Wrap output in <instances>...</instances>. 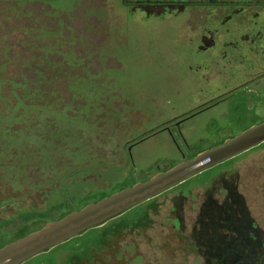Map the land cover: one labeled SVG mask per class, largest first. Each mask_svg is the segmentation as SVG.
Masks as SVG:
<instances>
[{
  "label": "rangeland",
  "instance_id": "rangeland-1",
  "mask_svg": "<svg viewBox=\"0 0 264 264\" xmlns=\"http://www.w3.org/2000/svg\"><path fill=\"white\" fill-rule=\"evenodd\" d=\"M187 24L123 0H0V248L72 213L67 195L83 208L264 120L227 103L176 142L163 130L238 85L189 75ZM12 82L40 97L15 107ZM231 183L264 232L263 143L23 264H204L199 212Z\"/></svg>",
  "mask_w": 264,
  "mask_h": 264
},
{
  "label": "flooded vegetation",
  "instance_id": "flooded-vegetation-1",
  "mask_svg": "<svg viewBox=\"0 0 264 264\" xmlns=\"http://www.w3.org/2000/svg\"><path fill=\"white\" fill-rule=\"evenodd\" d=\"M123 5L148 18L187 15L189 75L237 81L214 103L163 129L175 142L174 130L181 132L186 122L215 107L231 103L238 120L246 117L250 102L264 106V0H123Z\"/></svg>",
  "mask_w": 264,
  "mask_h": 264
},
{
  "label": "water",
  "instance_id": "water-1",
  "mask_svg": "<svg viewBox=\"0 0 264 264\" xmlns=\"http://www.w3.org/2000/svg\"><path fill=\"white\" fill-rule=\"evenodd\" d=\"M263 143L264 122L253 125L192 158H183L178 164L158 172L149 180L138 182L97 202L87 204L60 220L49 222L38 231L9 243L0 248V264H23Z\"/></svg>",
  "mask_w": 264,
  "mask_h": 264
},
{
  "label": "trees",
  "instance_id": "trees-1",
  "mask_svg": "<svg viewBox=\"0 0 264 264\" xmlns=\"http://www.w3.org/2000/svg\"><path fill=\"white\" fill-rule=\"evenodd\" d=\"M12 84L17 88L10 94L15 107L25 103L28 94V98L40 97L37 84H32V88L30 85L28 91L25 90L28 84ZM225 193L223 201L207 197L199 212L193 241L204 264H264V232L252 218L237 184L227 185ZM68 198V195L63 198L69 203L66 210L81 209L78 201L70 207Z\"/></svg>",
  "mask_w": 264,
  "mask_h": 264
}]
</instances>
